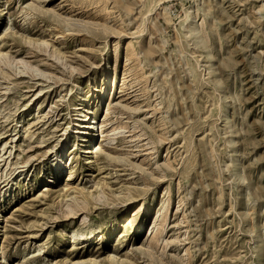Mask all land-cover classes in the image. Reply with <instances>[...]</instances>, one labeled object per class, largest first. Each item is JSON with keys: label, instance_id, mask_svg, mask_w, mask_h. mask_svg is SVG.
<instances>
[{"label": "rangeland", "instance_id": "1", "mask_svg": "<svg viewBox=\"0 0 264 264\" xmlns=\"http://www.w3.org/2000/svg\"><path fill=\"white\" fill-rule=\"evenodd\" d=\"M0 57V264H264V0H0Z\"/></svg>", "mask_w": 264, "mask_h": 264}, {"label": "bare ground", "instance_id": "2", "mask_svg": "<svg viewBox=\"0 0 264 264\" xmlns=\"http://www.w3.org/2000/svg\"><path fill=\"white\" fill-rule=\"evenodd\" d=\"M42 44H45V43H42ZM0 58H2V57H0ZM95 124L96 123H95V120H94V117H93V113L91 112V110L86 109L85 112L83 113L82 123H81L82 126L80 125V127H82V129H83V134L85 135V137L88 138L87 145L89 146L88 148L90 150H93L95 148V147H93V144H94L93 142H94V139H95V136H96V134L94 132ZM90 150H88V151L90 152ZM57 165L58 166L61 165V160L60 159L57 160ZM96 194H98V197L101 196L100 193H96Z\"/></svg>", "mask_w": 264, "mask_h": 264}]
</instances>
